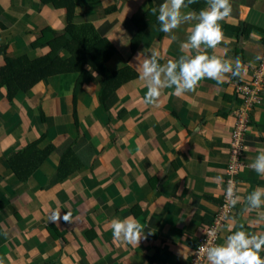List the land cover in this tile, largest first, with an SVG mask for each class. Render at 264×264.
<instances>
[{
  "label": "crops",
  "instance_id": "1",
  "mask_svg": "<svg viewBox=\"0 0 264 264\" xmlns=\"http://www.w3.org/2000/svg\"><path fill=\"white\" fill-rule=\"evenodd\" d=\"M204 1L205 7L199 5ZM163 2L76 0L74 23L92 25L117 52L106 63L108 71L130 67L137 73L106 107L99 102L102 77L89 68L79 87L76 75L67 74L11 101L0 88V264L190 263L226 192L234 111L241 103L235 82L249 84L264 56V0H230L231 14L218 21L222 41L215 49L201 46L233 66L239 58L240 76L226 73L221 83L204 78L180 96L164 88L155 104H146V81L139 71L144 56L156 50L161 65L177 60L186 54L180 44L196 23L185 21L172 33H161L153 9ZM193 4L200 9L189 6L182 13H199L207 0ZM65 14L48 0H0V63L49 52L45 44L31 45L42 32V39L60 40ZM128 27L143 32L135 50ZM65 54L58 51L59 57ZM64 86L68 90L59 91ZM261 95L236 177L241 199L218 244L234 230L264 232V204L249 209L246 202L254 190L264 189V176L250 167L264 149V86ZM35 142L39 150L51 146L52 151L20 182L9 160ZM54 211L61 217L55 222ZM65 214L69 221L63 220ZM128 216L143 226L138 245L113 236L110 221Z\"/></svg>",
  "mask_w": 264,
  "mask_h": 264
},
{
  "label": "clouds",
  "instance_id": "2",
  "mask_svg": "<svg viewBox=\"0 0 264 264\" xmlns=\"http://www.w3.org/2000/svg\"><path fill=\"white\" fill-rule=\"evenodd\" d=\"M196 0H164L158 8L153 9L157 14L160 24V31L172 33L182 22L196 21L191 27L187 40L180 44V48L186 54L181 55L177 60H169L161 65L158 62L159 54L152 50L150 55L143 58L139 66L140 79L146 81L144 102L155 104L161 96L164 88H173L174 95L180 96L186 92L194 91L199 81L204 78L215 79L218 83L223 82L226 73L238 77L241 74L243 65L239 58L233 62L223 60L216 55L205 54L204 45L207 48L215 49L223 39V32L218 21L228 17L232 12L230 0H207V7L199 13L188 11L182 13ZM171 39L175 40L173 35ZM195 52V55L192 53ZM259 58V57H258ZM250 167L259 175L264 176V149L259 150ZM220 181V177L215 178ZM222 182V181H220ZM228 203L235 206L241 199L237 196L229 182L226 192ZM264 189L257 188L246 197L249 209H258L264 204ZM58 211L52 213L53 222L59 220ZM64 221L70 220V214L63 216ZM264 221V215L260 217ZM113 236L125 243L138 245L143 236V226L135 217L128 216L123 219L113 218L110 221ZM208 264H264V232L249 233L244 230H234L227 235L220 244H213L203 249Z\"/></svg>",
  "mask_w": 264,
  "mask_h": 264
},
{
  "label": "trees",
  "instance_id": "3",
  "mask_svg": "<svg viewBox=\"0 0 264 264\" xmlns=\"http://www.w3.org/2000/svg\"><path fill=\"white\" fill-rule=\"evenodd\" d=\"M42 1L46 2L47 0ZM48 1L54 7H63L66 10V26L60 40L42 39V36L45 35L42 32L31 46L35 48L45 44L44 47L49 48L50 51L35 57L21 55L6 61L0 66V88L4 89L6 98L11 101L16 96L29 92L37 84L50 77L67 74L76 75L75 87H79L83 84L89 68L102 77L99 102L106 107L107 99L124 84L134 79L137 76L136 71L130 67L113 73L108 71L106 63L115 55L116 50L92 25H76L74 23L76 0ZM199 5L205 7L206 1ZM189 6L193 9H200L194 4ZM111 11H115V8L113 7ZM238 30L240 31V29ZM132 45L133 50L138 45L134 36ZM59 50L64 51L66 56L59 57ZM38 143L28 145L9 160L10 169L20 182L26 181L52 151L51 146L39 150Z\"/></svg>",
  "mask_w": 264,
  "mask_h": 264
},
{
  "label": "built area",
  "instance_id": "4",
  "mask_svg": "<svg viewBox=\"0 0 264 264\" xmlns=\"http://www.w3.org/2000/svg\"><path fill=\"white\" fill-rule=\"evenodd\" d=\"M264 86V56L259 66L254 70L253 79L249 84L235 82V93L240 97V106L234 111L236 118L235 128L232 133V142L230 149V159L227 168L226 192L229 182H232L236 194L237 180L236 177L243 167V144L246 133L249 129L252 109L262 103L261 91ZM226 192L223 198L220 211L214 218L213 223L202 230V237L189 264H207L206 255L203 249L213 244H218L220 230L223 228L227 217L233 212L234 206L228 203Z\"/></svg>",
  "mask_w": 264,
  "mask_h": 264
},
{
  "label": "rangeland",
  "instance_id": "5",
  "mask_svg": "<svg viewBox=\"0 0 264 264\" xmlns=\"http://www.w3.org/2000/svg\"><path fill=\"white\" fill-rule=\"evenodd\" d=\"M128 29H129V30H128L129 32H130V30H131L132 33H131V32H130V33H131V34L134 36V38L137 40V44H138V42H139L140 39H141V36H142V33H143V32H140V29H139V28L128 27ZM118 51H121V50H118ZM116 54H117V52L115 53V55H116ZM115 55H114V56H115ZM114 56H113V57H114ZM121 59H122V58H121ZM109 60H110V59H109ZM2 62H4V61H2ZM2 62L0 63L1 65L3 64ZM67 88H68L67 86H64V87L61 88L59 91L68 90ZM239 106H240V105H239ZM239 106H238V107H239Z\"/></svg>",
  "mask_w": 264,
  "mask_h": 264
}]
</instances>
